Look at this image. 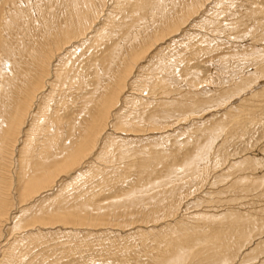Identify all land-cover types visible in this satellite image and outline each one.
<instances>
[{
    "label": "bare ground",
    "instance_id": "obj_1",
    "mask_svg": "<svg viewBox=\"0 0 264 264\" xmlns=\"http://www.w3.org/2000/svg\"><path fill=\"white\" fill-rule=\"evenodd\" d=\"M109 1L56 0L57 6H62V10L57 7V11H55L56 3L52 4L53 1L51 2L52 5L48 4L49 2L47 3L49 7L46 9V7H43L46 4L43 0H35L34 2L30 0H0V264H55V259H51L55 252H59L56 260L75 255L74 253H69L68 249L60 251L55 248L53 245L55 237L52 239L54 236L52 230L55 228L73 231L76 229L97 230L100 228L107 231L119 226L120 228L118 229H122L128 223L131 225L134 222L131 219L134 218H131L129 213L130 208L133 207L118 208V206L114 207L113 203H105L98 206L92 205L94 208L88 211H74L67 209L68 207H66L64 201L60 199V195L57 196V199L55 197L47 199L43 205L41 203L40 205L38 204L39 207H36V205L33 207L31 204L41 194L52 190L55 187L57 178L62 175H71L73 170L81 167L85 158L91 157L96 151L98 156L95 157V155L93 157H95L97 162H102L105 166L103 165V168H100L92 163L95 167H90L92 168L90 171L91 174H99L98 176L105 179V172L110 170L109 164L114 160L121 161L123 159V156H119L118 152L120 150L114 143L111 145L117 147V152L111 147L106 149L101 144V147L97 148L98 142L102 140L100 139L103 136L102 134L106 133L108 124L112 122V120L109 122L111 118L113 119V125L111 126L114 127V130L137 133L142 128H146V130L154 132L158 131L159 128L161 129V125L159 126L161 122L158 123L156 121L158 116L161 120H165L167 116L173 115L174 117L176 114L181 117L189 113L190 110L192 112L193 108L195 110H198L199 106L201 108L200 102H194L189 105L190 103L187 104L184 101L166 103L161 100V97L169 95L167 91H164L165 94L162 92L164 87L161 88V81L167 80V77L164 76L166 77L165 79L160 75H156L152 86L146 85L143 88L151 99L152 97L154 98V103L157 106H162L164 110L160 109L152 112L153 110L142 109L139 114L137 113L136 117L131 116L132 118L127 117L130 114L122 117L114 112L120 96L122 95L123 97L126 92L124 90L128 86L126 84L130 81V77L133 76L132 74H136L132 72H134L138 64L155 47L157 48L158 44H165V40L167 41L168 38L170 40L173 35L179 33L183 25L202 10L201 8L204 7L206 0H201V2L190 0L174 16L167 13L168 8L166 3H164L167 0ZM24 2H26L25 5H23ZM43 2L44 4H42ZM34 4L35 6H33ZM120 5L127 6L123 9L126 13L130 10L129 14L132 15H130L131 19L127 20L128 22L125 21L126 24H118L116 23L117 20L114 19V15ZM58 11L59 20L56 18ZM102 17H104L107 26L110 25L107 32H102L103 29L97 26L98 21ZM159 19L160 21H157ZM12 32L13 35H11ZM4 33L6 36H3ZM87 42L91 44L88 45L87 51H83L86 54L76 53L78 47L85 45ZM60 56L62 58H60L59 64L56 63L57 66L55 62ZM148 56L146 58L150 60ZM167 59L169 60V58ZM162 70L164 71L165 69ZM180 70L178 71L180 72ZM256 73L258 75L263 74L264 68L256 69ZM50 76L53 81L49 80ZM133 78L136 79V77ZM137 79L141 80L140 78ZM132 81L135 83L134 80ZM197 85L200 86V84ZM197 85H195V88ZM169 87L166 86V88ZM63 90L73 96L70 95L71 97L64 101L66 98L62 94ZM129 91L131 92V90ZM56 93L62 95L56 96ZM126 100H129V98ZM140 100L138 101L140 102ZM150 102L148 103L151 104ZM64 103L70 105V107ZM59 105H64L65 107L62 109ZM140 106H143L141 102ZM59 107L61 110L58 109ZM146 107L148 106L146 105ZM117 110L115 109V111ZM185 119L187 121V118ZM27 120L29 121L27 122ZM25 122L27 123L25 124ZM163 122L161 124H164ZM153 151L149 152L146 159L154 163L155 159H157L155 155L161 151ZM109 159L113 161H107ZM251 164L249 163V166ZM183 167L187 171H195L196 169L194 167L190 168L186 164ZM178 168L180 170V166ZM234 168L237 169V167ZM247 168L251 169L252 167L247 166ZM150 170L151 164H148L142 169V173ZM90 171L88 174H90ZM173 176L168 175L164 181H169ZM246 177L244 176L245 179ZM237 180L235 179V181ZM246 181L242 182L243 186H245ZM157 184L158 182L154 185L151 184V187ZM250 185H248L249 188ZM254 185L255 183H253ZM260 185L255 186L258 188ZM246 188H248L247 184ZM243 189L245 190V188ZM136 192L133 188L130 191L131 194ZM141 192L142 190H139L136 194ZM81 193L78 194L79 199L81 198ZM243 193L245 194L246 192ZM174 194L171 193L169 196L164 197L160 196L161 193L155 194L152 197L153 203H151L154 207L140 220L142 226H146L151 222L155 223L154 226H156L159 221L169 219L164 224L166 230L180 233L178 230L186 227L184 232L192 231L187 228L190 224L182 223L183 219L181 220V216L174 215V206H176ZM107 199L109 198H104V200ZM59 200L62 202L56 203ZM92 200V198L87 199L84 206L90 205L89 201ZM127 201L133 204H140L141 198L140 196H132ZM55 203L60 205L55 207ZM92 203L94 202L92 201ZM167 203L169 204L165 207ZM226 203L229 204V202ZM27 204L28 206L25 207ZM16 212H18L17 215H14ZM142 212L139 211L138 214ZM133 215L135 216V214ZM201 215H198L200 219L193 220L192 223L203 225L209 221L208 227H213L205 237H202L201 243L189 246L188 239L191 235L185 234L183 236L184 246H181L184 251L178 253L174 248L175 246L172 248L166 244L161 246L156 236H152L151 244L144 243L143 245L140 242V246L139 244L137 245L141 248L134 246L135 248L133 249L145 250V256L150 260V264H213L215 262L228 264V259L233 254H239L240 246H245L244 242L250 236L248 235L249 232L245 234L243 228L248 217L227 213L215 223V217ZM177 218L179 219L177 220ZM220 225H224V228H218ZM157 227H161V225ZM257 228L255 232L258 230ZM23 232H25L24 234H29L28 237L30 239L23 238ZM31 232L36 233V235L33 234V236ZM235 234L236 240H229V237ZM38 237L40 238L32 240V238ZM121 240H114V242H119V246L116 248L105 246L101 264H106L109 259L112 264H124V262L120 261V253L123 251L122 257H126L133 252L130 250V246H126L129 243L126 242L127 244L123 245ZM49 242L53 243L44 245V243ZM247 243L249 244L248 241ZM72 246L77 248L72 243L66 244V247ZM261 250V247L255 248L258 253ZM242 254L244 252L239 257H235V259L239 258V262H244L246 259L254 260L255 257L257 258L255 253ZM90 263L99 264L93 260H90ZM127 264H130V261Z\"/></svg>",
    "mask_w": 264,
    "mask_h": 264
},
{
    "label": "rangeland",
    "instance_id": "obj_2",
    "mask_svg": "<svg viewBox=\"0 0 264 264\" xmlns=\"http://www.w3.org/2000/svg\"><path fill=\"white\" fill-rule=\"evenodd\" d=\"M30 1L34 2L35 0ZM43 1L46 2L43 5L46 9L52 1V4L56 3V0ZM189 1H165L168 15H177ZM109 2L111 3V1ZM198 2H201V0H198ZM206 2H204V7L201 8L202 10L183 25L181 31L177 33L178 35L175 34L170 40L169 38L167 41L165 40L166 45L164 43L158 44L159 47H155L154 50L147 54L151 61L146 56L138 64L134 72H132L137 75L132 74L133 76L130 77V81L126 84L128 86L124 90L126 92L123 94V97L122 95L120 96L118 100L119 105H116L115 109H118V112L115 109L114 112L116 115L122 117L130 114L127 117L132 118L136 117L142 109L153 110L152 112L160 109L164 110L162 106H157L154 103V98L152 97L151 99L143 88L146 85L151 87L156 75H160L165 79L167 77V80L161 81V88L164 87L162 92L167 91L169 95L161 97V100H164L166 103L184 101V103H190L189 105H192L194 102H200L201 108L200 106L198 110L193 108L194 111L192 110L191 112L190 110L191 113L185 114L186 117L184 115L181 116L182 118L176 114L174 117L173 115L167 116L165 120H168V123L164 119L161 120L159 116L157 120L155 117L158 123H162L164 120V124L160 123L161 129L159 128L158 131L154 132H150L146 128H142L137 133L114 130V127L111 126L113 125V119L111 118L109 122L111 120L112 122L108 124V128L106 129L107 134L105 132V134H102L103 136L100 138L102 140L99 139L97 148L103 145L106 149L111 147L117 152V147L112 146L114 143L118 146L120 150L118 154L119 156H123V159L121 161L107 160L113 162L109 164L110 170L104 174L105 179L98 176L99 174H91L90 171L92 169L90 167L94 165L100 168H103L104 165L102 162L95 160V157L98 156L96 148V152L91 157L88 156V158L83 160L81 167L73 170L74 173L72 172L69 176L62 175L57 178L55 187L41 194L37 198H40L39 201L36 199L31 204L33 207L35 205L39 207L40 203L43 205L47 199L54 197L57 199V196L60 195V199L64 201V204L68 207L67 209L74 211H88L94 208L92 205L98 206L105 203H113V206H118V208L133 207L130 208L129 216L134 218L131 219L134 222L131 225L128 223L126 226H123L124 229L123 227L122 229H118L120 226L107 231L100 228L97 230L76 229L74 231L63 228L53 229L52 233L54 236L52 239L55 237L54 243L49 242L44 243V245L53 243L58 250L65 251V249H68L69 253L75 254L56 260L59 252H55V255L51 257V259H55V264H88L90 260L101 264L105 246H108V248L119 246V242H114L115 239H122L121 244L123 245H126V242H128L129 244L126 246H130V250L133 252L126 257H122L123 251L120 253V261L124 262V264H127L129 261L130 264H135V262L136 264L140 262L142 264H150V260L145 256V250L137 249L140 246V242L143 245L144 243L151 244L152 236H156L161 246L164 244L171 248L175 246L176 252L181 253L184 251V248L181 246H184L183 236L185 234L191 235L188 239V245L191 246L195 243H201L202 237H205L213 229V227H208L210 223L207 220H205L207 222L203 225H196V223H192L193 220L200 219L198 217L202 214L201 216L215 217L216 223L220 217L227 213H235L246 218L248 217L243 228L245 234L249 232L248 235H250L244 242L246 247L240 246L239 254L237 252V254H233L228 259V264H264V73L259 75L256 73V69L264 68V0H206ZM25 4L26 2L23 3V5ZM173 4L174 6H172ZM122 6H119L121 9H117V15H114V19L117 20L116 23L118 24L125 23V21L128 22L127 20L131 19L130 17L132 16L129 14L130 10L126 13L123 9L127 6ZM57 7L59 6L56 3L55 11H57ZM61 7L59 8L62 10ZM123 10L124 12H122ZM58 13L59 11L56 18L59 20ZM157 21H160V19ZM97 26L103 29L102 32H107L110 25L107 26L104 17H102L98 21ZM149 30L151 29L149 28ZM11 35H13V32ZM92 35L90 36L92 37ZM3 36H6L5 33ZM89 44L91 43L87 42L80 47L75 45L78 47L76 53L86 54L83 51H87ZM156 53L158 54L156 55ZM164 55L166 56L164 57ZM60 58L62 56L58 58L55 65L59 64ZM176 66L180 67V72ZM162 69L165 70L163 71ZM51 76L49 80H51ZM133 77H136V79ZM130 84L131 86H129ZM194 84H200V86L197 85L195 88ZM166 86L170 87L166 88ZM137 89H142L143 91ZM62 94L66 98L64 101L73 96L65 90H63ZM62 94L56 93V96ZM146 96L148 97L146 98ZM125 98H129V100ZM139 99H141L140 102L143 106H140ZM149 101H151V104L148 103ZM131 103H133L132 106L135 103V106L132 107ZM64 104L66 105V103ZM59 106L62 109L65 107L64 105ZM66 106L70 107V105ZM60 107L58 109L61 110ZM185 118H187V121ZM164 126H166L165 129ZM120 133L123 134L121 135ZM159 150L161 152L155 155L157 159H155L154 163L146 159L150 151L156 152ZM248 162L252 163L251 166H249ZM242 163L252 168H247ZM148 164H151V170L142 173V169ZM184 164L190 168H196L195 171L184 170ZM239 165H241V169L238 167ZM178 166H180V170ZM94 167L93 169H95ZM234 167H237L238 170ZM89 171L90 174H88ZM168 175L174 176L169 181H164ZM244 176H248L249 178L246 177L245 179ZM239 177L245 180H241ZM247 179L252 180V182L254 180L253 183L256 186L261 183L262 187H260L261 185L258 188L255 185L253 186V183H250ZM243 181L247 182H245V186H243ZM156 182L158 184L151 187V184L154 185ZM246 184L248 188H246ZM248 185H250V188H253L250 189ZM132 188L137 191L136 193L139 190H142V192L140 194H131ZM243 192L246 193L244 194ZM80 193L81 198L79 199L78 194ZM157 193H161L160 196L163 197L175 193L176 206H174V215L181 216V220L183 219L182 223L190 224L187 228L192 231L184 232L186 227L179 229L180 233L166 230L164 224L169 219L159 221L156 223V226L152 222V224L148 223L146 226H142L140 220L154 207L151 204L153 203L152 197ZM132 196H140L141 203L133 204L132 202H128L127 200ZM106 197L109 199L104 200ZM89 198H92L94 203L89 201L91 204L84 206L85 201ZM62 201L59 200L56 203ZM226 202H229V204ZM56 203L55 207L60 205ZM168 204H165V207ZM27 206L28 204L25 207ZM139 211H143L140 213L141 215L138 214ZM17 213H14V215H17ZM159 225L161 227H157ZM251 225L255 227L253 226L252 228ZM218 228H224V225H220ZM246 228H249L248 230L250 231ZM256 228L258 230L255 232ZM33 234L36 235V233ZM28 235L24 234L23 238L30 239ZM251 236L253 237L251 238ZM39 238H32V240ZM229 240L235 241L236 234L230 236ZM232 241L231 243H233ZM247 241L249 244H246ZM67 243H72L78 249L74 246L66 247ZM134 246L137 248L133 249L135 248ZM256 247H261V252H256ZM251 250L254 251L252 252ZM243 252L244 254L255 253L257 258H253L254 260L249 259L250 262L242 257L246 262L244 260V262H239V258H236V260L235 257H239ZM143 253L144 255H142ZM51 259L49 258V260ZM106 264H112V261L109 259ZM213 264L222 263L215 262Z\"/></svg>",
    "mask_w": 264,
    "mask_h": 264
}]
</instances>
